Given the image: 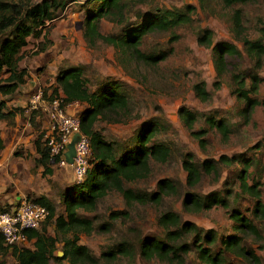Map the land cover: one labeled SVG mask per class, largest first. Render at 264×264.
<instances>
[{
    "label": "rangeland",
    "instance_id": "rangeland-1",
    "mask_svg": "<svg viewBox=\"0 0 264 264\" xmlns=\"http://www.w3.org/2000/svg\"><path fill=\"white\" fill-rule=\"evenodd\" d=\"M184 3H191L195 7L191 21L175 29L178 38L172 43L170 55L153 66L136 61L128 51L117 60L113 48L103 43H98L95 48H87L80 32L81 18L86 12V8L85 12L80 10L81 3L73 4L71 11L66 13L68 16L75 13L76 22H71V34L58 35L54 28L57 21L48 23L45 25L44 34L31 37L18 53L16 69L25 70L24 82L4 99L6 102L12 99L8 104H12L11 108L19 114L27 108L30 96L37 90L42 91L50 82L55 85L52 79L60 68L80 65L88 91H98L107 82H112L127 100L125 111L104 112L93 125L104 140L116 142L117 154L137 145L135 133L145 123H153L156 127L153 142H162L169 149V155L164 162L149 160L150 171L145 178L123 183L125 188L149 193L157 190L159 180L169 182L171 188L161 193L158 202L127 204L120 193L110 190L96 200L93 210H77L80 217L91 221L92 227L88 234H79L77 243L84 245L96 258L95 264H166L157 259L143 260L138 252L142 238H162L164 230L157 224V218L169 210L179 215V222L187 221L200 230H212L214 242L208 247L213 253L220 249V242L224 237L232 235L255 256V259H244L225 251V264H264V214L253 213L256 198L243 193L239 188V177L245 175V182L255 185L257 199L264 209V59L261 60L260 67L255 66L241 42L233 40L230 31L231 12L234 8H241L245 35L250 39L257 38L258 30L264 24V0L234 6H224L220 0H147L146 3L127 9L120 25L107 20L99 21L98 31L102 35H118L127 23L137 21L136 14H145L154 6L172 7ZM77 12H80L79 15ZM77 26L79 31L74 32V27ZM200 28L211 31L213 42L233 41L240 51L238 57L226 59L227 71L216 88L213 86L214 71L210 47L199 45L195 39V32ZM167 36L165 31H153L146 36L144 45L152 50L164 49L168 45ZM51 45L52 49L48 51ZM44 47L48 56L38 55ZM234 69L243 73H255L260 79L253 95L257 104L247 120L239 113L243 102L236 99L233 93L230 72ZM5 75L6 73L2 74ZM199 80L205 82L210 93L205 101L196 98L191 90V85ZM50 92L47 90L45 97H50ZM181 106L196 114L192 129L187 128L178 116ZM84 107V104H72L70 112L77 114ZM27 112L25 116H21L29 125V119L33 118L37 123L41 122L42 117L46 118L47 123L42 129L45 132L49 125L45 111L38 108ZM206 117L222 119L228 127V133L223 135L215 128L208 127ZM199 129L206 130L203 147L191 135V131ZM186 153L191 154V161L200 171L199 179L193 186L186 184V173L181 167V160ZM237 154H241V158L248 161L246 167L240 162H216L221 155L231 157ZM206 159L216 163L215 173L206 174L201 171L200 164ZM41 172L33 169L32 189L25 196H45L53 204L55 216L64 215L60 192L74 184L71 169L51 165L50 174L43 176ZM209 193L217 194L225 206L217 204L198 212L183 209L182 199L186 194L202 197ZM7 206L9 204L6 203L0 209ZM233 211L249 219L256 229V235L236 224L231 217ZM110 214L117 215L110 218ZM55 233L52 219L46 227V234L57 236ZM186 239L192 240V237L186 236ZM201 243L207 246L204 239ZM59 251L61 252V242L56 243L53 254L57 256ZM107 252H111L113 257L107 256ZM2 264L15 263L7 253L2 258ZM49 264L67 263L65 260L57 263L50 259ZM182 264L203 263L196 258L192 249L186 254Z\"/></svg>",
    "mask_w": 264,
    "mask_h": 264
},
{
    "label": "trees",
    "instance_id": "trees-1",
    "mask_svg": "<svg viewBox=\"0 0 264 264\" xmlns=\"http://www.w3.org/2000/svg\"><path fill=\"white\" fill-rule=\"evenodd\" d=\"M75 1L78 0H37L35 2L0 0V119L12 115L15 111L3 113L5 101L2 97L13 94L24 82L26 72L17 70L16 63L19 60L18 53L26 44V39L37 32L46 21L56 18L68 2ZM252 1L254 0H220L224 6L242 5ZM146 2L147 0H83L81 8H86V12L81 23V36L87 48H95L98 43L110 45L117 60H120L124 52L128 51L136 61L146 66H153L165 60L173 49V41L178 38L175 29L191 21L195 7L190 3L172 7L154 6L145 14H136L137 21L127 23L118 35H102L98 31L101 19L120 25L127 9ZM156 30L167 32L168 45L164 49L152 50L144 45L146 36ZM230 31L233 40L240 41L245 52L253 59L255 66L260 67L261 60L264 59V24L258 30L257 38H248L242 24V10L234 8L230 15ZM195 39L199 45L210 47L211 64L214 71L213 86L216 88L227 71L226 59L238 57L240 51L233 41L213 42L212 33L207 28L198 29L195 32ZM4 73L6 75L2 76ZM230 78L236 99L243 102L239 113L244 120H247L257 104L253 95L257 91L260 79L255 73H243L236 69L230 72ZM54 82L55 85L42 88L44 96L46 91L50 90L49 99L60 96L62 104L77 102L85 105L78 112V118L80 132L89 138L90 167L81 182L71 184L68 188L61 190L60 199L64 207V215L55 216L53 204L45 196L29 197L32 201L44 206L48 215L39 228L25 230L26 237L30 241L29 247L12 246L8 248L4 245L0 235V264L7 253L11 255L15 264H49L50 259L57 263L65 260L67 264H95L96 258L84 245L77 243L79 234H88L92 228L91 221L80 217L77 210H93L96 200L110 190L120 193L124 202L128 204L130 202H158L161 193L171 188V184L163 179L157 182V190L149 193H141L123 186L124 182L145 178L150 171L149 160L164 162L169 155V149L162 142H153L156 131L153 123L140 126L135 133L137 145L119 154L115 149L116 142H107L94 129L93 125L100 114L126 110L127 100L114 83L107 82L98 91H88L80 65L60 68ZM191 90L200 101L209 98L210 93L203 80L194 82ZM178 116L187 128L192 129L196 120L194 112L181 106L178 109ZM205 122L208 127L215 128L223 135L229 131L222 119L206 117ZM29 123L33 127L36 126L33 118L29 119ZM205 132V129L191 131V135L201 147L204 145ZM43 133V131L38 132L33 144L39 155L35 163L42 166L41 173L44 176L51 173L52 164L48 149L43 144ZM1 148L2 139L0 137ZM191 158V154L186 153L181 160V167L186 173L185 181L188 186H193L200 176L199 168L191 161ZM216 162L224 164L240 162L245 167L248 165V161L241 158V154L231 157L221 155ZM215 165L213 160L206 159L201 162L200 169L206 174L215 173ZM239 178L240 190L256 198L253 213L264 214L263 206L257 199L258 192L254 188L255 185H248L245 182V175ZM217 204L225 206L224 201L215 193L202 197L186 194L182 199L183 209L191 212L208 209ZM116 215L110 214V218ZM231 217L239 227L246 228L256 235V229L249 219L239 215L236 211L231 213ZM52 219L57 236L46 234V227ZM157 224L164 230V233L161 239L155 237L141 239L138 253L143 260L157 259L166 264H182L186 254L192 249H194L196 258L203 264H225L223 258L225 251L244 259L249 257L255 259L253 252L241 246L238 238L232 235L224 237L220 242V249L213 253L208 247L214 242L213 231L200 230L187 221L179 222V215L174 211L161 213L157 218ZM235 228L238 227L235 226ZM186 236H191L192 240L186 239ZM202 239L207 246H203ZM57 242H61L62 255L60 257L53 254ZM107 256L113 257V254L107 252Z\"/></svg>",
    "mask_w": 264,
    "mask_h": 264
},
{
    "label": "built area",
    "instance_id": "built-area-1",
    "mask_svg": "<svg viewBox=\"0 0 264 264\" xmlns=\"http://www.w3.org/2000/svg\"><path fill=\"white\" fill-rule=\"evenodd\" d=\"M77 102L62 104L61 97L49 99L41 90L30 96L27 108L20 112L25 116L29 110L38 108L45 111L49 125L43 133V144L48 149L50 163L58 167H69L74 183L83 180L87 169L90 167L91 147L89 138L80 132L78 113L70 112L68 107ZM20 114V115H21ZM78 134L74 143V155L70 165L64 160L66 144L70 137ZM47 209L27 197L17 198L16 201L0 209V235L4 245L28 247L25 230L37 229L45 221Z\"/></svg>",
    "mask_w": 264,
    "mask_h": 264
},
{
    "label": "crops",
    "instance_id": "crops-1",
    "mask_svg": "<svg viewBox=\"0 0 264 264\" xmlns=\"http://www.w3.org/2000/svg\"><path fill=\"white\" fill-rule=\"evenodd\" d=\"M82 1L83 0L68 2L56 18L46 21L37 32L31 34L26 39V44L27 40L29 41L31 37L37 34H39L37 37L43 35L45 25L54 21H57L54 28L58 35L64 34L67 36L71 34L73 29L71 27V22H76L75 13H71L70 16L66 13L67 11H71L73 4L82 3ZM80 10L85 12L84 8L80 7ZM79 13L80 12H77L78 15ZM48 27L49 26H47V28ZM73 31H79V27H74ZM57 34H55V36ZM26 44L23 47H25ZM52 46L53 45H51L48 51H51ZM45 48L46 47L40 50L38 55L46 54L48 56V51ZM52 81H54V79H52ZM51 83L52 82H50L49 85H51ZM2 99L5 101L4 97H2ZM12 101L11 99L9 102L11 103ZM9 102L5 101V108L2 110L3 113L13 111L11 108L12 104H8ZM68 110H71L70 106ZM46 123V118L42 117L41 122L38 121L36 126H30L18 111H13L12 115L0 119V137L2 139V148L0 149V207L4 206L6 203L9 205L14 203L17 198L28 197L25 195L32 189L31 181L33 179V169L36 172L42 171V166L35 163L39 155L35 151L33 141L38 132L42 131ZM9 185L11 186L9 187Z\"/></svg>",
    "mask_w": 264,
    "mask_h": 264
},
{
    "label": "water",
    "instance_id": "water-1",
    "mask_svg": "<svg viewBox=\"0 0 264 264\" xmlns=\"http://www.w3.org/2000/svg\"><path fill=\"white\" fill-rule=\"evenodd\" d=\"M78 139V134L74 133L71 137L68 143L66 144V151L64 152V160L66 164L70 165L72 162V157L74 155V143ZM62 252H57V256H61Z\"/></svg>",
    "mask_w": 264,
    "mask_h": 264
}]
</instances>
